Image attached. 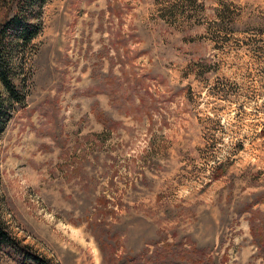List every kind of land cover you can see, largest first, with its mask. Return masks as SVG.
<instances>
[{
  "label": "rangeland",
  "instance_id": "obj_1",
  "mask_svg": "<svg viewBox=\"0 0 264 264\" xmlns=\"http://www.w3.org/2000/svg\"><path fill=\"white\" fill-rule=\"evenodd\" d=\"M28 5L25 101L0 82L17 245L54 264H264V0ZM17 10L0 0V23Z\"/></svg>",
  "mask_w": 264,
  "mask_h": 264
},
{
  "label": "trees",
  "instance_id": "obj_2",
  "mask_svg": "<svg viewBox=\"0 0 264 264\" xmlns=\"http://www.w3.org/2000/svg\"><path fill=\"white\" fill-rule=\"evenodd\" d=\"M16 2L18 8L17 12L11 18L0 23V27L2 26V32L0 31V82L9 95L8 100L12 99L16 102L23 103L25 101V95L19 91L12 79L15 72L13 56L19 49L21 50L31 46L33 40L41 30L40 23H34L29 20L25 6H29L28 4L33 6L41 5L44 0H16ZM5 103L4 100H2V102L0 101V131L3 129L4 122L8 116L7 113L4 114L1 111ZM3 246L15 248L17 254L22 255L24 258L23 261L28 264H54L49 259L36 256L29 252L27 248L17 245V242L10 236L6 230L5 223L0 218V248ZM259 246L263 252L261 253L264 259V250L260 244ZM101 250L103 252L102 247Z\"/></svg>",
  "mask_w": 264,
  "mask_h": 264
}]
</instances>
